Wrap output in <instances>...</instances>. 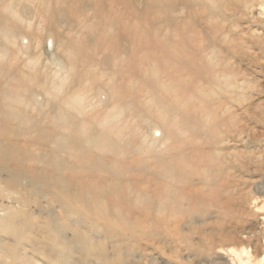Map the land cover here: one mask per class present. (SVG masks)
Segmentation results:
<instances>
[{
  "label": "rangeland",
  "instance_id": "rangeland-1",
  "mask_svg": "<svg viewBox=\"0 0 264 264\" xmlns=\"http://www.w3.org/2000/svg\"><path fill=\"white\" fill-rule=\"evenodd\" d=\"M262 6L264 0H0V137L9 131L11 142L26 141L20 156L39 168L58 162L124 183L130 173L155 175L136 201L134 189L106 199L90 195L89 209L68 199L60 207L63 196L52 186L51 195L14 194L30 200L18 207L37 219L21 240L0 230V264H264L255 262L264 258ZM73 94L91 128L99 129L107 112L112 119L119 112L110 125L129 130L117 141L92 131L89 138L105 136L111 146L104 152L97 149L102 140L88 149L84 138L78 145L44 139L42 116H53L60 99ZM160 102L186 142L171 144L172 170L156 174L144 165L158 163L159 142L147 147L158 135L151 117ZM52 146L62 155H50ZM133 156L142 160L131 168ZM56 216L58 231L42 226ZM76 232L98 248L77 242ZM53 233L67 241L65 249L46 239Z\"/></svg>",
  "mask_w": 264,
  "mask_h": 264
},
{
  "label": "bare ground",
  "instance_id": "bare-ground-1",
  "mask_svg": "<svg viewBox=\"0 0 264 264\" xmlns=\"http://www.w3.org/2000/svg\"><path fill=\"white\" fill-rule=\"evenodd\" d=\"M260 13H262L264 15V6H262V10ZM30 29H31V23H30V21H28V23L26 24V30L28 31V33L25 34L24 38H23V43L26 44L27 49H28L29 45L31 44V39H32L31 36L28 35L31 32ZM15 43H16V40L13 39L12 44L15 47V49L13 50L14 53L18 50V47H17V45H15ZM12 55L14 56L16 54H12ZM17 58H16V60H17ZM13 59H15V57ZM16 63H17V61H16ZM9 66H11V65H9ZM13 68H15V67H13ZM13 68H10V69L13 70ZM4 79H3V75L0 74V84H2L4 82ZM13 81H15V80H13ZM7 82H8V80H7ZM40 87H42V86H40ZM153 95L154 94L149 92V91L145 93V97L150 96L149 99L151 101H153V98H152ZM176 95L177 94L175 93L173 95V98H176L177 97ZM60 100H61L60 101L61 105H59L58 107H60L61 109H58L57 113H55L51 117L50 116H48V117L42 116L41 122L39 121L40 122V127H39L40 129L39 130H41L42 133L44 132L46 134V136H44V139L55 138L54 140L58 141L59 143L60 142L65 143V142H68L69 140L72 139V142L76 143L77 141L82 140V138H84L85 140L84 139L83 140L84 141L87 140L86 142H89L90 144L92 141H93L92 143H95L96 141L98 142L99 140H102L103 141L102 143H100L101 142L100 141L97 144V147L98 146L99 147L97 148L96 146H94V148L96 147L97 149L104 152V150H106L107 148H109L111 146L106 144L107 140H105V136L104 137L100 136V138L96 136V138H95L96 140H94V138H93V140H92V138H89V134H91L92 131L95 132L97 130L98 132L103 133L106 136L107 135L110 136L109 134H111L116 138V141H117L120 136L125 134L126 130H129V127H127V125H126V127H120V126L115 127L116 125H114V126L110 125V123L113 122L114 119L116 120L119 117V114H120L119 112L114 113V117H115V118L113 117L114 119L111 118V115L109 112H107L106 115L104 114L105 115L104 117L102 115V119L100 121L104 120L105 123L103 125L101 124L102 126L98 125V127H100L99 129H93V128H91L92 125L90 126L91 120H88L87 118L82 117V113L84 115L86 113H84L85 112L84 110H83V112L81 111V105H80V103L77 102L76 94L65 96V97L61 98ZM5 101H7V99ZM18 103H17V105H18ZM161 103L162 102L159 103L160 106L157 107V109H156L157 113L154 114V117L153 116L151 117L152 122L157 123L159 125L153 131V134L155 132H158V135H156V136L153 135V139H152L153 141L149 139L147 132L146 133L143 132V134L140 135L142 138H144L145 141H147V142L152 141L151 143L148 144L147 150L154 146L155 143H153V142H159V145L156 147L158 149H160L161 151H160L159 155H157L158 156V163L155 164L156 167H155V165L153 167H150L148 165H144L145 168L152 170L156 174H160V172L167 173V172H169V170H172V169H170V167L172 168V166L174 165L173 161H172L173 160L172 159L173 158L172 157V153H173L172 150L174 149L173 146L175 145V146L182 147L183 143L186 142V141H182V139L180 138V135L184 136L183 134H185V131H182L178 127L175 126V118L172 117V119L170 121H168V119L163 115V103L162 104ZM65 106L67 108H70L72 112L66 111V113H65L62 109V107H65ZM113 107L115 108V106H113ZM10 111H12V113L17 114V116L22 114L17 109L11 108ZM25 115H26V113H25ZM69 117L72 119V122H70L68 124V122H69L68 118ZM30 119H32V118H30ZM67 120H68V122H67ZM73 122H74V125L72 124ZM94 122H95V120H94ZM95 125L97 126V123H95ZM137 128L141 130V127L139 125L137 126ZM18 131L19 130H17V133H18ZM9 133H11V132L5 131V132H3V134H4L3 137L2 136L0 137V171L5 172L4 173L5 177L0 180V197L3 198L4 201H6L5 203L2 202L3 200L0 202V230L5 231L6 233L12 235L15 240H21L23 238L25 229L29 226V224H31V221H29V220L37 219V217H34L32 215V213L27 214L26 211L19 208L20 206L21 207H23V206L28 207L30 200L29 199L27 200L24 198H14L13 197L14 194L19 195L21 193L24 196H29L31 192L41 191L40 193H43V194L48 193L49 195H51V192L49 191L48 186H52L55 189L59 190L63 196L61 198L62 202L60 201V207L61 206L64 207L65 206L64 202L68 199V200L83 203L89 209L90 207H93V206H91V203H90L91 202L90 201V195H93L99 199L100 198L106 199V197H108L110 194L114 195V196L117 194L118 195H124V191H127V190L129 191L130 189H132V190L134 189L135 190L134 192L136 193L134 201H136L138 199V196H139V192L137 190L141 191L144 189H149L151 187L150 185L154 184L152 182V180L155 177V175L153 177L152 176L147 177L142 172H141V174L140 173H137V174L130 173L129 176L126 175L125 176L126 180L124 183V182L120 181L119 177L113 178V179H107L104 176L96 175L95 173L82 175L81 173L78 172L79 170H72V169L68 170L67 165L60 164L58 162L51 164V165H48L46 167L39 168L32 162H29V163L24 162V158L22 159V157L20 156L21 149L25 150L26 146L28 145L27 142L25 141L24 143H21V144H19L17 142V140H14L13 142H11L12 138L9 137V135H8ZM71 133H73L72 134L73 136L71 135ZM151 136H152V134H151ZM5 139H7V140H5ZM173 142H174V145H171V144H173ZM78 144H80V143L78 142ZM92 145H94V144H91L90 146L88 145V147H89L88 149H90V147ZM84 146H85L84 148H86V145H84ZM82 149H83V147H82ZM140 149H141L140 145H137L136 149H134V150L138 151ZM24 150H23V152H24ZM78 150L80 151L79 148H78ZM143 150L144 149L142 148L141 151H143ZM147 150L142 152L144 157H145L146 153H149V152H147ZM48 151L51 152L50 155L51 154L54 156H58L60 154L62 155L61 151L57 148H54L53 146L49 147ZM78 152H76V153L78 154ZM163 154H166L167 156L161 158V156H163ZM72 155H73V153H72ZM186 155H187L186 153L182 154L183 157H185ZM79 157H82V156H79ZM103 159L100 160L101 163H108L110 166H113L115 164V161H113V159H104V160ZM85 160L86 159H83V161H85ZM141 160H142V158L140 159L138 157L133 156L128 161L129 167L132 168L133 166H135V167L138 166ZM143 160L146 161V159H144V158H143ZM78 161H82V160L78 159L77 163H78ZM74 162H76V161H74ZM72 163H73V161H72ZM144 163L145 164L149 163V161H146ZM138 169H136V170H138ZM63 170H68L69 173L66 174L63 172ZM142 177H145L146 181H144V182L140 181V180H142ZM120 183L122 185H120ZM142 183L144 184V187L141 188V185H143ZM37 187H39V190ZM123 187H124V189H123ZM137 188H139V189H137ZM165 195H166L165 193L161 194V199ZM55 200L57 201L58 199H55ZM35 201L32 200L31 202L33 204H35ZM8 204H14V205H8ZM21 217L23 218V222L21 224L20 223L18 224L16 219L21 218ZM59 219H61V218L58 216L52 217L51 219L47 218V220L43 221L42 226L44 228H47V229H52V230L54 229V230L58 231L59 227H63L62 224L60 226L58 225L57 221H59ZM162 220H164V218ZM165 223H166V221H165ZM163 225H164V223H163ZM73 235H74V237L77 238V240H76L77 242L83 243V245H85L86 247L88 244L89 249L98 248L97 246H95L94 240H91L85 234L80 235V234H77V232H76V234L73 233ZM46 239L47 240H53V241L56 240L57 246L59 247V250L60 249L63 250L68 246L67 241L66 242L64 241L65 240L64 237H62L61 235H57L56 233L55 234L53 233L52 235H50V234L46 235ZM263 245H264V242H263ZM99 249H100V254L103 255L104 251L101 249V247ZM256 258H258V259H256ZM256 260H258V262L264 261L263 254L257 255V257H255V262H257Z\"/></svg>",
  "mask_w": 264,
  "mask_h": 264
}]
</instances>
